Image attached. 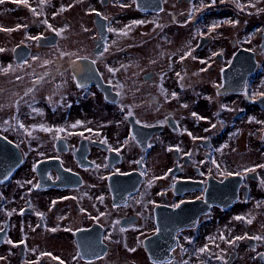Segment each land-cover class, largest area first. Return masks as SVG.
I'll list each match as a JSON object with an SVG mask.
<instances>
[{
	"label": "flooded vegetation",
	"instance_id": "1",
	"mask_svg": "<svg viewBox=\"0 0 264 264\" xmlns=\"http://www.w3.org/2000/svg\"><path fill=\"white\" fill-rule=\"evenodd\" d=\"M1 3L0 264H264V0Z\"/></svg>",
	"mask_w": 264,
	"mask_h": 264
},
{
	"label": "rangeland",
	"instance_id": "2",
	"mask_svg": "<svg viewBox=\"0 0 264 264\" xmlns=\"http://www.w3.org/2000/svg\"><path fill=\"white\" fill-rule=\"evenodd\" d=\"M5 4H26L25 1H27V4H74L78 0H4ZM24 1V2H23ZM4 3V2H3ZM0 2V4H3ZM24 14L25 11L22 9L20 12H15L13 14V21H9L10 24H16L19 22L24 21ZM39 29V25H35L33 22H28L26 26L19 25L15 30L13 31L14 38H20L26 31L28 33L37 32ZM71 30V25H66L64 32L67 34V38L70 39L69 32ZM66 44L72 45L71 41H64Z\"/></svg>",
	"mask_w": 264,
	"mask_h": 264
},
{
	"label": "snow or ice",
	"instance_id": "3",
	"mask_svg": "<svg viewBox=\"0 0 264 264\" xmlns=\"http://www.w3.org/2000/svg\"><path fill=\"white\" fill-rule=\"evenodd\" d=\"M0 2H2V0H0ZM212 3L214 4L215 3V0H212ZM136 23H143L142 21H137ZM227 23H238V21H236V22H233V21H227ZM217 25L216 24H213L212 26H211V28L212 29H214L215 27H216ZM110 31H112V29H109ZM53 31H55V29H53ZM32 39H36V40H39L40 39V37H33ZM107 50V49H106ZM0 51H4V49H0ZM187 55H190V53H187ZM184 57H181V59H183ZM33 59H35V57L33 58ZM203 62V61H202ZM9 67H11V66H9ZM177 75H179V74H177ZM172 95L173 96H175L176 94L175 93H172ZM261 95H264V93H261ZM184 107H187V105H183ZM127 115L128 116H132L133 115V113L132 112H128L127 113ZM196 115V113H193V116H195ZM200 119H204V117H200ZM251 119H254V118H251ZM137 123H140V121H137ZM216 125H213V127H215ZM135 137H133V139H134ZM253 169H246L245 171H252ZM227 175H232V173H227ZM29 183H31V182H29ZM36 187H39V185H36ZM179 205H177V207H178ZM38 215H40L39 213H38ZM98 219V218H97ZM236 219H242V217H236ZM249 222H251V221H249ZM0 231H2V229H0ZM53 231H55V229H53ZM224 237H221V239H223ZM239 239H244V237H236V238H234L233 240H229L228 241V243H234L235 242V240H239ZM255 239H264V237H255ZM9 243H11L10 241H9ZM207 250V246H205V248H201L200 249V252H205ZM46 255H51V253H46ZM218 259H222V257H217ZM55 259H59L58 257H56Z\"/></svg>",
	"mask_w": 264,
	"mask_h": 264
},
{
	"label": "water",
	"instance_id": "4",
	"mask_svg": "<svg viewBox=\"0 0 264 264\" xmlns=\"http://www.w3.org/2000/svg\"><path fill=\"white\" fill-rule=\"evenodd\" d=\"M147 1V0H146ZM149 3L152 1V0H148ZM24 50V45H19L17 46L16 50H15V54L17 56H20V57H23L24 53L22 52Z\"/></svg>",
	"mask_w": 264,
	"mask_h": 264
}]
</instances>
